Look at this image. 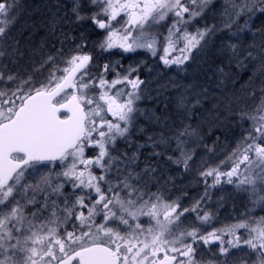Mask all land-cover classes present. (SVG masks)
<instances>
[{"label": "snow or ice", "instance_id": "snow-or-ice-1", "mask_svg": "<svg viewBox=\"0 0 264 264\" xmlns=\"http://www.w3.org/2000/svg\"><path fill=\"white\" fill-rule=\"evenodd\" d=\"M215 7L214 0H69L67 12L53 14L48 27L55 33L61 23L90 20L105 32L101 50L145 49L156 55L162 34L154 30L171 17L160 57L165 65L184 64L194 51H203L211 37L227 32L228 40L216 52L224 58L213 71L217 86L236 83V76L249 70V83L264 78V29L247 45L240 39L249 20L257 13L264 15V0H225L219 24L187 30ZM17 8L16 0H0V58L23 55L18 41L17 46L8 44ZM241 18L243 27L237 25ZM85 47L82 40L67 58L62 50L48 55L41 65L50 66L48 75L38 83L31 76L24 79L0 69V264H198V241H218L224 257L232 248L246 245L251 264H264V216L250 219L246 213L236 224L207 234L181 229L178 222L186 212H196L203 223L211 221L212 214L201 208L207 189L191 209L177 211L178 203H167L147 190L144 178L157 169L145 165L136 170L143 144L131 154H114L118 141L131 142L137 114L143 111L137 102L144 98V81L131 78L136 71L131 68L109 80L114 68L108 64L92 74V55L83 51ZM172 52L179 55L169 59ZM260 94L258 104L239 114L251 127L227 157L231 169H208L201 175L214 177L212 187L221 176L227 177L226 183L245 193L253 208L264 210V79ZM250 95L255 97V91ZM208 96L204 88L192 103L181 94L177 110L190 113ZM149 118L162 123L154 114ZM198 135L196 128L183 124L171 136H149L151 155L162 156L156 147L174 140L179 156L168 159L187 169L192 155L185 149V138ZM142 217L148 218L147 227ZM239 229L246 235L238 234ZM225 235L233 239L225 242Z\"/></svg>", "mask_w": 264, "mask_h": 264}, {"label": "flooded vegetation", "instance_id": "flooded-vegetation-1", "mask_svg": "<svg viewBox=\"0 0 264 264\" xmlns=\"http://www.w3.org/2000/svg\"><path fill=\"white\" fill-rule=\"evenodd\" d=\"M16 2L18 8L15 12V23L10 27L8 34L10 37V43L17 46L14 42L18 41L20 51L24 52L25 58L22 62L41 66L43 61L47 59V56L57 54V50H62L63 57L67 58L69 55L76 53L77 46L81 44L83 40L86 44L83 51L92 55V62L89 65V68H93L95 72L92 74H98L103 70V66L108 64L110 67L114 68V71H110L108 74L107 78L109 80L115 78L117 73L121 75L126 74L131 68L136 69V71L132 73L131 78L139 76V78L144 81V84L141 86L142 89H144V98L138 104L139 108L143 111L135 120V127L132 130L130 144L125 143L124 141H119L116 147V155L123 152H128L129 154L135 152L137 150L136 146L138 144H142L140 142L138 143L137 136L139 134L141 135V132L142 134H145L147 128L165 129L167 127L166 124L157 123L153 119L149 118L152 114L157 116L156 111L162 110L161 104H163V102L160 100V97L162 98V96H165L166 94L176 95L179 93V87L176 88V90H170V88L168 89L170 85L167 86L166 81L173 79L176 83H181L183 80L187 81L188 79H192L198 83L199 74L197 71L199 70V66L210 64V57L216 50V44L212 41L203 51L199 53L194 51L193 58L189 61L181 65L175 64L178 67L167 68V65H165L160 59V54L164 55L163 37L167 35L168 27L173 22L171 17L165 22H162L161 25H158L154 30L162 34L160 36V43L158 44L160 53L156 52V55H153L150 51L145 49L136 50L131 53H124L120 49L103 51L99 47V42L103 40L105 32L104 30L98 29L90 20L79 24L61 23L57 27L55 33L49 30L48 20L51 19L53 14L56 16L64 15L67 12L69 0H16ZM214 3L216 7L211 11L212 14L211 12L206 14L203 18H200L201 21L209 18H221L225 0H214ZM214 12H217V14ZM262 22H264V15L257 13L249 20L248 27L240 32V34H243V39H240L245 45L251 43L253 39H259L258 30L264 29V24H262ZM244 23V18L237 21V25L240 27H243ZM196 29L197 26L187 27L189 32H195ZM235 30L236 25L233 26L232 31ZM254 33H256L255 36L253 35ZM61 41H63V43H61ZM30 51L32 52L31 55H29ZM176 54H179V52H172L168 58L171 59L176 56ZM60 59L61 57L57 55V60ZM155 65L161 67L160 72H153ZM49 68V65H44L36 72L34 78L37 79L39 74H43L44 72H46L47 77ZM176 112L179 115L178 118H181V116L183 117V119L181 118L180 122L177 123V128L182 127L183 124H190L193 128H197L196 124L199 121L198 107H195L190 113H184L183 110L178 111L177 108ZM248 127H251V124H249ZM140 129H143V131H140ZM148 137L144 142L145 144H143L144 147L150 143L148 141ZM169 146L171 147L170 152L172 153V157H178L179 152L176 151V142L174 144H170ZM200 146L201 145H199V143L196 144V149L193 154L197 155L196 157H204L203 155H205V157L208 156L211 159L212 157L209 156L210 154L207 149L202 148L200 150ZM143 148L139 149L140 156L137 161L138 167L136 170H142L145 165H151L157 169L156 172L151 173L149 176L144 178L148 182L147 190L153 193H158L163 197H165L166 193L181 192L178 186H171L170 184L171 179L167 175V171H171V167L172 170H175L178 165L174 163L172 164V162L168 161L167 149L165 150V145L162 149L165 152L163 153L162 158L159 157L157 161V157H152L151 159L150 157H142L141 154L143 151L141 153L140 151ZM88 152L89 155H92V150H88ZM168 164H170L171 167ZM95 172L100 174V170ZM177 177L178 183H180L181 176ZM246 213L247 217L250 219H258L259 217L264 216V210H262L259 206L253 208L246 202V199H243L242 196H239L237 201L228 200L225 206L224 227L236 224L239 220L245 218ZM238 234L243 237L246 235V232L244 229H239ZM224 239L226 242L229 239H233V237L225 235ZM250 251L251 250L243 244H241L239 248H232L230 250V255L228 257H224V264L225 260H227V264H251L252 258L249 257ZM197 256L200 260L201 256Z\"/></svg>", "mask_w": 264, "mask_h": 264}, {"label": "rangeland", "instance_id": "rangeland-1", "mask_svg": "<svg viewBox=\"0 0 264 264\" xmlns=\"http://www.w3.org/2000/svg\"><path fill=\"white\" fill-rule=\"evenodd\" d=\"M214 13L217 14V12H214ZM220 19L221 18H209V19H204L203 21H201L200 18H196L187 27L197 26V28H203L205 27V25L219 24ZM228 36L229 34L226 32H218L214 37L210 38V42L213 41L216 44L215 46L219 48L222 41L228 40ZM242 37H243V34H240L241 39H243ZM232 39L233 41H235L236 38L233 37ZM8 44L13 45L12 43H10V40L8 41ZM178 46H182V43ZM137 50H143V49H137ZM156 52L160 53L159 45H157ZM31 54L32 52L30 51L29 55ZM178 55L179 54H176V56ZM160 56L162 55L160 54ZM24 58H25L24 52L22 56H6L3 58H0V69L18 73L19 76L24 79L28 78V76H31L34 83H38L44 80L46 78V72H44L43 74L40 73L37 79L34 78L36 72L41 68V66L26 64L25 62H22ZM3 65H7V68L3 69ZM169 67H178V66L175 64L167 65V68ZM160 69H161L160 66L155 65L153 72L158 73L160 72ZM90 71L91 73H95L93 68L90 69ZM261 79H264V78H261ZM209 82H210L209 85H206V84L202 85L203 83L198 82L196 84L195 81H193L192 79H188L187 81L183 80V82L181 83L174 82L172 85L168 87V89L170 88V90H176V88L179 87L178 89L179 93L176 95L173 94L175 101H177V97L180 96L181 94L186 95L185 94L186 92H191V95H186V96L188 97L189 101L194 103L196 99V93L201 92L204 88L208 89V93L210 94V96L213 93V90H216V88L217 89L221 88V86L219 87L217 86V82L215 84L211 81ZM142 100L138 101L137 104H139V102H141ZM203 100L204 99H202V101ZM199 106H201V104L197 105L196 107H199ZM175 107L177 108V103L175 104ZM139 116L140 114H137L136 119ZM190 141H187V143L185 144V149L189 151L191 155L193 156V152H194L193 150L196 149L195 147L196 144L200 143V138L199 136H192L190 137ZM118 142H117V145H118ZM192 145L193 147L189 148V146H192ZM87 154L89 155V152H87ZM114 154L116 155V152ZM92 155H93V151H92ZM227 161L229 160L226 157H212L211 159L210 157H192L189 163H192L194 165L188 167L187 169H185L183 165H179L175 168V170L173 169L171 171H167V175L171 177L170 178L171 181H176V178H178L177 176H181V182L177 183V185L180 188L179 190H181L182 192L175 196V200H171L166 195L165 197L161 196L164 199V201L167 203H172V202L178 203L180 205V208L177 211H181L184 208L191 209L195 205V203L199 201L202 196H204L205 190L207 189L208 191V197H206L205 200L201 202V208L209 211L212 214L211 221L208 223H203L197 218L196 212H191V211L186 212L182 216H180V220L178 222L180 224L181 229L191 230L192 228H196L200 234H207L208 232H211L213 230L225 228L224 227L225 206L228 200L233 201V195H231V198H230V195L228 194L229 191L230 193H235V192L238 193L237 196H242L243 199H246V202L249 203L247 195L239 191L236 188L235 184L226 183L227 177L221 176V182L219 184H216L214 187H212V185L214 184V177L201 175L202 172H205L208 169H219V171L221 172L229 171L233 165L230 161L228 164ZM227 164L228 166H226ZM98 170L99 169H94V171H98ZM243 170H244V166L241 165L240 171L243 172ZM192 172H195V174H193ZM186 173L189 178H187L186 182H184L182 181V179L184 178V176H186ZM167 180H168V177H167ZM233 180H236V177H233ZM190 188L194 189V192L193 194L188 195L186 192L189 191ZM228 195H229V198H228ZM145 199H147V197H145ZM141 219H142V222H145V226L147 227L148 225L146 221L148 220V218L142 217ZM160 219L161 221H163V216H161ZM197 244L202 250V252H197V255L201 256L200 260L199 258H197L198 264H224V256H221L219 253L220 244L218 241L209 243L208 245H204L202 242L198 241ZM205 251L209 254V257L207 256V258H202V255L205 254Z\"/></svg>", "mask_w": 264, "mask_h": 264}, {"label": "trees", "instance_id": "trees-1", "mask_svg": "<svg viewBox=\"0 0 264 264\" xmlns=\"http://www.w3.org/2000/svg\"><path fill=\"white\" fill-rule=\"evenodd\" d=\"M262 24H264V22H262ZM217 48L218 47L215 46L216 50L214 51V54L210 57L211 63L208 65L206 64L199 66V70L197 71L199 74L198 82L203 83L202 85H209V81L213 82L214 84L217 82V80H215V77L213 76V71L217 64H220L222 61H224L223 57L218 56L216 54ZM233 69L231 71L233 75H236V70ZM227 70L228 69L226 68V71ZM250 75L251 70H249V72H245L236 76V83H233L230 80L226 81L223 85H221V88H216V90H213L211 96L209 94L208 99H204L201 102V106L198 107L199 121L196 124V129L199 133L198 136L200 138L201 143H199V145H201L200 150L202 148H206L210 154L209 156L211 157H228L233 151V149L236 148L237 144L242 140V137L247 134V130L250 128L248 127V125L251 124V122L248 120H241L239 114L241 111H250L253 108L254 104H258L261 95L259 87L261 85L262 80L261 77H257L251 83H249ZM174 82L176 81H174L173 79L167 80L166 85H172ZM242 86L244 87L242 88ZM253 91H255V97L250 95V93ZM185 94L191 95V92H186ZM160 100L163 102V104H161L162 110L156 111V115L160 117L162 123L166 124L167 127L165 129L147 128L145 134H142L141 132V135L139 134L137 136L138 143L140 142L142 144H145L144 142L148 135L157 136L161 132H163L165 136L173 135L175 130L177 129V123L180 122L181 118L183 119L182 116L181 118H178L179 115L177 114L175 107L176 101L173 95L166 94L165 96H162V98L160 97ZM185 139L186 141H190V137ZM174 143L175 141L173 140L169 144L165 145V150L167 149V156H172V153L170 152L171 147L169 145ZM192 147L193 145L189 146V148ZM163 148L164 145H160L156 147L155 150L157 152L164 153L165 151L162 150ZM141 152L142 157H150V159L152 157H157L151 155V153L153 152V147L151 143H148L147 146L145 145V147L140 151V153ZM196 156L197 155L193 154L192 157ZM203 156L205 157V155ZM159 157L162 158V156H158L156 161L159 159ZM168 161L171 162L169 159ZM227 162L229 164V161ZM228 164L226 166H228ZM168 165L170 166V164ZM192 165L194 164L189 163V167ZM192 173L195 174V172ZM187 178L189 177L186 173V176H184L182 181L186 182ZM170 182L171 186H178V178H176V181ZM181 192L166 193V196L171 200H175V196L177 194H180ZM193 192L194 189L190 188L189 191H187L186 193L188 195H191L193 194ZM228 194L230 195V198L231 195H233V201L238 200V193H230L229 191ZM197 251L202 252L199 245L197 247ZM207 256L209 257V254L205 251V254H203L202 257L207 258Z\"/></svg>", "mask_w": 264, "mask_h": 264}]
</instances>
